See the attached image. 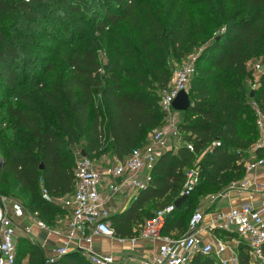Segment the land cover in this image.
Instances as JSON below:
<instances>
[{
  "label": "trees",
  "instance_id": "1",
  "mask_svg": "<svg viewBox=\"0 0 264 264\" xmlns=\"http://www.w3.org/2000/svg\"><path fill=\"white\" fill-rule=\"evenodd\" d=\"M97 1L101 10L94 12L97 36L91 42L93 46L72 49L56 71L53 65L46 67L45 72L54 73L53 83L40 90L36 104L25 92L15 96V104L4 108V117L0 118V196L20 199L19 193L23 192L27 198L21 200L22 208L37 212L38 219L50 226L59 214L52 204L41 200V190L50 198L72 194V150L93 159L106 143L111 155L121 160L143 146L146 134L162 124L158 101L171 78L168 56L184 58L198 45H204L207 36L220 27V36L194 62L187 85L190 107L182 114L195 121L178 124L180 137H185L182 145L160 154L148 186L125 210L109 218L115 239L136 238L154 210L178 200L184 173L192 168L195 156L217 143L199 168L197 185L174 206L166 220L164 234H182L190 215L183 224L172 219L188 207L197 186L202 183L216 188L215 193L222 191L217 188L244 175L245 162L226 147H249V142L238 136L237 125L247 114L254 122L250 102L264 111V0H245L241 11L229 18L224 13L215 15V26L210 27L189 20L177 8L180 0H174L169 7L166 4L170 0H159L160 7L150 6V0ZM57 2L77 15L82 13L78 8L85 7L81 1L74 6L67 0ZM33 4L42 5V0H0V17L34 22L39 15ZM16 61L17 49L0 26L2 96L13 95L19 83ZM201 63L206 66L201 67ZM256 64L262 70L255 90L245 93L242 82L252 76ZM255 155L260 157L262 152ZM150 203H154L153 211L145 208ZM25 255L26 264H46L38 246L26 238H17L14 264H20ZM235 256L237 264H251L242 242L235 248ZM82 259L79 253H70L47 264H80L78 260ZM189 264L216 263L209 256L195 255Z\"/></svg>",
  "mask_w": 264,
  "mask_h": 264
},
{
  "label": "built area",
  "instance_id": "2",
  "mask_svg": "<svg viewBox=\"0 0 264 264\" xmlns=\"http://www.w3.org/2000/svg\"><path fill=\"white\" fill-rule=\"evenodd\" d=\"M194 61V58H188L173 68L170 81L158 101L163 114L162 124L150 132L143 146L131 150L121 160L114 159L112 164H99L93 159L81 157L79 150H76L72 194L55 199L41 190V200L61 207L69 218L66 235L59 244L50 247L48 256H45L46 264L70 253H79L90 264H114L109 256L95 252L93 238H113L110 216L127 208L138 192L148 186L158 156L177 148L180 140L176 121L178 112L173 111L171 104L179 91L187 93ZM260 68L258 64L253 66L257 71ZM250 106L257 132L252 150L255 154L261 151L262 156L253 155L250 161L243 164L244 175L241 179L207 197L209 205L224 202L227 207L207 215L202 207L194 210L182 234L163 233L166 220L174 209L173 204L154 210L141 225L138 236L130 240L156 243L154 253L139 264H189L195 255L209 256L216 264H237L235 248L239 242L247 247L251 264H264V189L257 191L251 177L264 169V111L254 102ZM216 144L197 154L195 162L201 166ZM186 147L192 152L189 145L186 144ZM184 177L178 199L186 198L197 185L199 167L196 165L186 170ZM232 197H242L243 200L232 205ZM114 199L117 203L112 204ZM26 214L32 218L31 224L37 229L48 230L38 219L37 212L26 213L17 202L0 197V264L15 262L16 230L19 229L23 236L30 234L32 225L21 229L18 225ZM226 235L234 237L227 239Z\"/></svg>",
  "mask_w": 264,
  "mask_h": 264
},
{
  "label": "rangeland",
  "instance_id": "3",
  "mask_svg": "<svg viewBox=\"0 0 264 264\" xmlns=\"http://www.w3.org/2000/svg\"><path fill=\"white\" fill-rule=\"evenodd\" d=\"M12 1L17 2L18 0ZM67 1L73 6L76 5L78 1L84 3L85 7L78 8L80 12L82 10V13H78V15L70 13L65 4H60L57 0H53L52 2L42 0L43 6L33 4V8L39 15L34 22H31L33 25L19 17H15L12 20L0 17L1 28L5 34L10 37L17 49L15 71L18 75L19 81V83L13 88V95L2 96L0 94V118L4 117V108L7 105L16 103L15 96L19 93H29L35 104L39 101L40 90H43L46 85L53 83L52 78L54 77V73L45 72L47 66L53 65L54 70L56 71L59 66L64 64L63 57L72 49L79 47L91 48L93 46L91 42L97 36V33L95 32V21L93 20L95 16L94 12L101 10L98 1ZM170 1L171 3L166 4V6H173L174 0ZM244 1L245 0H180L177 4V8L182 10L189 20H196L198 26L205 25L210 27L211 25L215 26V19L213 18L215 15L218 14L217 16H219L224 13L226 18H229L232 14H235V12L241 11ZM149 2L152 7L155 5L158 7L161 6L159 0H150ZM241 14V16H244L245 12H242ZM222 30L223 28L220 27L214 29V31L207 36V41L204 45H198L196 49H193L187 56L180 60H176L169 55L167 63L171 70V74L175 66L186 61L188 58H194L196 60L205 47L215 38L220 36ZM101 60L103 63L105 62L104 59ZM200 66L205 67L206 63H201ZM261 70V68L258 71L254 70L255 72H253L252 76L243 80L242 87L245 93L253 92V90H255L257 76ZM97 100L99 101L100 99L97 98ZM188 120L195 121L190 115L176 113V121L179 125L188 122ZM0 128H2V126H0ZM150 132L151 131L146 134L145 140L149 137ZM237 134L241 139L249 142V147L243 148L242 150H236L233 146H227L226 149L230 153H236L240 157V161L248 162L252 159L253 155H255L252 146L255 144V140H257V134L254 129V122L251 118V114H247L245 119L237 125ZM183 139H185L184 136L180 137L176 146H181ZM175 143H177V141ZM93 160L99 164L113 163L114 159L110 153L108 144L105 143L100 155L94 157ZM196 165L200 168V163L196 162H194L192 168ZM229 184L226 186L224 185L223 188H217V191L218 189L223 190L228 187ZM15 190L17 193L18 187H16ZM215 190L216 188L204 186L201 183L197 186L195 190L196 196L190 201L188 207L175 213L172 220L183 224L190 213L200 207L206 210V215L210 212L217 211L218 204L211 207L207 201V197L212 195ZM19 194L21 198L14 200L10 197H0L15 201L22 205L21 200L27 198V196L23 194V192ZM111 203H117L116 199L112 200ZM53 206L57 208L56 212H58L59 215L61 214L60 217H58V215L56 219H53L51 224L55 225L59 221L58 218L60 219L65 216V210H62L58 206ZM148 210L153 211L154 206L151 205ZM51 224L49 227H52ZM85 261V259L78 260L80 264H85Z\"/></svg>",
  "mask_w": 264,
  "mask_h": 264
},
{
  "label": "crops",
  "instance_id": "4",
  "mask_svg": "<svg viewBox=\"0 0 264 264\" xmlns=\"http://www.w3.org/2000/svg\"><path fill=\"white\" fill-rule=\"evenodd\" d=\"M75 152L76 149H73L72 156L74 161ZM112 157L113 159H115L113 155ZM251 177L254 179V182L257 185V191L264 189V169L253 173ZM58 198L61 197H57V199ZM241 200H243L242 197H232L230 202L232 205H235L237 203H240ZM151 204L154 203L148 204L145 208L151 207ZM226 207L227 203L220 202L218 204V209H224ZM119 212L121 211H117L114 214ZM31 219L32 218L26 214L25 217L18 223L20 229L24 226L32 225L30 234L28 236H23L21 231L17 229L15 232V236L16 238H26L31 243L38 246L42 250L44 256H48L50 247L55 244H59L66 235L67 222L69 218L67 217V215H65L63 218H58V223H56L52 227L46 225L48 227V230L43 231L33 226V224H31ZM93 242V248L95 249V252L98 254L109 256L113 260L114 264H139L142 260L148 259L154 253L156 246V243L151 241L143 242L136 240L135 242H131L130 240H119L115 238H93ZM26 260L27 255H25V257L21 260L20 264H26Z\"/></svg>",
  "mask_w": 264,
  "mask_h": 264
},
{
  "label": "water",
  "instance_id": "5",
  "mask_svg": "<svg viewBox=\"0 0 264 264\" xmlns=\"http://www.w3.org/2000/svg\"><path fill=\"white\" fill-rule=\"evenodd\" d=\"M171 107L173 109V111L178 112V113H184L188 110V108L190 107V102H189V98L186 92L184 91H179L176 95V97L174 98ZM81 157H84V155L82 153H80ZM1 165V163H0ZM184 198H179L178 200H176L174 202V206L177 207L179 205V203L183 200Z\"/></svg>",
  "mask_w": 264,
  "mask_h": 264
}]
</instances>
